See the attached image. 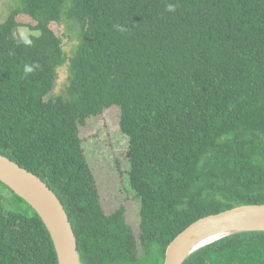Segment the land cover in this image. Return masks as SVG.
Returning <instances> with one entry per match:
<instances>
[{
  "label": "trees",
  "instance_id": "obj_1",
  "mask_svg": "<svg viewBox=\"0 0 264 264\" xmlns=\"http://www.w3.org/2000/svg\"><path fill=\"white\" fill-rule=\"evenodd\" d=\"M19 17L37 34L20 36ZM64 21L78 44L66 96L47 99L66 63L52 27ZM115 106L138 240L124 208L104 213L80 137ZM0 154L58 196L83 264H164L196 221L264 205V0H22L0 24ZM6 190L30 212L5 208ZM0 264H59L40 216L1 181ZM184 264H264V232L224 237Z\"/></svg>",
  "mask_w": 264,
  "mask_h": 264
},
{
  "label": "rangeland",
  "instance_id": "obj_2",
  "mask_svg": "<svg viewBox=\"0 0 264 264\" xmlns=\"http://www.w3.org/2000/svg\"><path fill=\"white\" fill-rule=\"evenodd\" d=\"M21 4L22 0H0V24L4 23L11 12ZM18 20L22 24L17 29L20 36L26 38L37 34L28 26L33 24V21L26 17H19ZM52 27L62 37L66 63L57 68V80L47 99L65 97L67 94L71 75L69 59L76 51L79 34L78 29L69 21ZM120 119L121 109L119 107L105 109L102 114L89 118L86 124L80 127V137L95 178L104 213L110 215L124 208L126 222L138 240L141 203L136 199L129 183L127 155L129 140L121 131ZM2 194L5 208L23 214L30 212V208L8 190Z\"/></svg>",
  "mask_w": 264,
  "mask_h": 264
},
{
  "label": "water",
  "instance_id": "obj_3",
  "mask_svg": "<svg viewBox=\"0 0 264 264\" xmlns=\"http://www.w3.org/2000/svg\"><path fill=\"white\" fill-rule=\"evenodd\" d=\"M0 181L40 216L52 238L58 263L81 264L75 232L54 191L41 178L1 154ZM246 232H264V205L240 206L196 221L169 245L164 264H184L200 248Z\"/></svg>",
  "mask_w": 264,
  "mask_h": 264
},
{
  "label": "clouds",
  "instance_id": "obj_4",
  "mask_svg": "<svg viewBox=\"0 0 264 264\" xmlns=\"http://www.w3.org/2000/svg\"><path fill=\"white\" fill-rule=\"evenodd\" d=\"M166 10L169 11V12H175L176 11V5L175 4H172V3H169L167 4V7H166ZM119 27V26H117ZM120 31H124L123 28H119ZM26 43H31L30 41H26ZM34 67H38V65H35V66H25V73H32L33 70H34Z\"/></svg>",
  "mask_w": 264,
  "mask_h": 264
},
{
  "label": "flooded vegetation",
  "instance_id": "obj_5",
  "mask_svg": "<svg viewBox=\"0 0 264 264\" xmlns=\"http://www.w3.org/2000/svg\"><path fill=\"white\" fill-rule=\"evenodd\" d=\"M80 260H81V264H83V261H82L81 255H80Z\"/></svg>",
  "mask_w": 264,
  "mask_h": 264
}]
</instances>
